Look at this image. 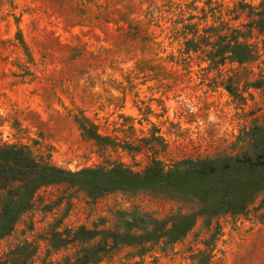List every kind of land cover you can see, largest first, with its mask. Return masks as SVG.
<instances>
[{"label": "rangeland", "instance_id": "rangeland-1", "mask_svg": "<svg viewBox=\"0 0 264 264\" xmlns=\"http://www.w3.org/2000/svg\"><path fill=\"white\" fill-rule=\"evenodd\" d=\"M261 18L264 0H0V147L70 171L158 161L182 191L41 187L0 237L1 260L26 244L34 264L58 260L75 248L50 246L54 229L110 228L120 210L171 219L229 191L243 210L97 264H264ZM210 160L226 169L204 174Z\"/></svg>", "mask_w": 264, "mask_h": 264}, {"label": "trees", "instance_id": "trees-1", "mask_svg": "<svg viewBox=\"0 0 264 264\" xmlns=\"http://www.w3.org/2000/svg\"><path fill=\"white\" fill-rule=\"evenodd\" d=\"M213 161L218 160H210L204 174L226 169L228 160H223V166ZM202 165L205 167V164ZM175 177H179L178 172L164 173L158 161H154L143 174H134L118 166L109 170L96 168L70 171L43 163L26 146H2L0 187L5 189V193H0V228L4 224L3 229H0V237L11 231L19 215L31 206L36 191L41 187L53 184L78 186L91 197L114 190L147 189L165 194L182 192L172 182ZM12 183L17 185L13 186ZM204 199L205 205L200 206L198 213H178L171 219H158L146 213L120 210L114 214L116 223L110 228L98 229L81 225L61 231L54 229L50 234V246L59 249L72 245L75 251L58 260L42 258L39 264H97L104 257H111V253L120 247H131L132 253L142 255L151 243L162 238L176 240L185 235L194 226L197 215L212 219L222 212H237L245 208L241 203H235L237 193L231 194L229 191L210 193ZM26 245L12 250L15 257L10 261L0 258V264H34L35 248L29 247L30 251L26 252ZM137 263L140 262L133 264Z\"/></svg>", "mask_w": 264, "mask_h": 264}]
</instances>
